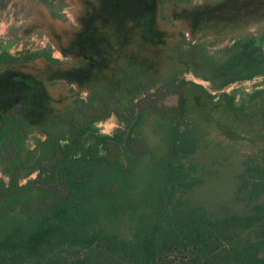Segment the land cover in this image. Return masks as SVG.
Returning <instances> with one entry per match:
<instances>
[{"label":"rangeland","instance_id":"374dc122","mask_svg":"<svg viewBox=\"0 0 264 264\" xmlns=\"http://www.w3.org/2000/svg\"><path fill=\"white\" fill-rule=\"evenodd\" d=\"M240 3L166 0L160 5L157 0H65L59 16H53L40 0H10L0 9V49L6 48L11 54L37 51L41 55L25 64L0 66V78L5 74H27L38 86L20 93L40 105L35 98L39 88L46 114L69 105L74 96L97 102L107 92L120 96L112 101L113 105L129 107L153 91L171 70L213 90L209 81L197 76L194 55L177 51L198 44L207 54L223 58V50L234 39L263 31L264 12L244 16L243 6L241 11L238 8ZM88 22L95 23L94 31L102 36L96 47L101 51L99 61L105 66H97L92 73L86 72L85 53L80 54L72 45L79 35L89 34L92 25ZM183 35L185 38L180 40ZM122 38L129 40L123 47ZM179 42L181 46L173 49ZM47 55L57 62H50ZM2 87L0 82L1 92ZM262 87L264 76L225 87L224 91L235 92V110L226 109L218 97L209 100L191 87L181 95H167L158 101L164 107L163 113L146 108L137 132L150 155L137 158L127 176L118 166L100 163L105 183L120 178L124 194L118 201L114 197L93 201L88 206L90 224L81 234L87 236L98 230L107 234L110 252L122 242L130 249L135 247L138 236L153 218V202L160 186L159 163L167 149L170 128L180 124L183 131L184 116L197 128V146L192 153L180 155L186 168L180 182L165 191L162 226L167 227L176 216L196 218L203 211L207 223L241 212L264 215V193L251 203L234 197L247 165L259 163L264 167V92L246 97ZM172 106L182 107V122L176 121ZM123 126L112 114L96 124L94 133L112 135ZM64 127L63 123L56 126L59 130ZM44 137L39 127L29 130L24 146L30 152V161ZM0 178L6 180L1 167ZM217 245H212L214 250L207 259L220 257ZM70 249L63 254L68 255ZM200 254L199 246H170L158 255L155 264H186Z\"/></svg>","mask_w":264,"mask_h":264},{"label":"trees","instance_id":"16d2710c","mask_svg":"<svg viewBox=\"0 0 264 264\" xmlns=\"http://www.w3.org/2000/svg\"><path fill=\"white\" fill-rule=\"evenodd\" d=\"M9 1L0 0V9ZM40 1L53 16H59L65 3V0ZM157 1L162 5L166 0ZM94 24L88 22L87 25H92L89 34L79 35L72 44L80 54L85 53L88 73L97 66L105 67L99 61L101 51L96 47L102 36H97ZM184 38L183 35L180 40ZM125 40L120 39L121 47L129 43ZM178 46L181 42L173 49ZM185 51L194 55L197 76L209 81L213 90L171 70L153 91L123 109L112 104L120 96L107 92L97 102L74 96L69 105L46 114L44 95L39 88L35 98L40 105L20 93L37 85L27 74H5L0 78L5 86L0 91V167L6 177L0 178V264H155L159 254L170 246L180 245L200 247L198 259L186 264H264V215L241 212L207 223L203 211L196 218L176 216L174 222L162 226L165 191L180 182L181 172L186 168L182 154L192 153L197 146L194 135L197 128L185 116L183 131L180 124L170 128L167 149L159 163L160 186L153 202V218L138 236L135 247L130 249L122 242L110 252L107 234L99 230L87 236L81 234L90 224L88 206L93 201L108 197L118 201L124 194L120 178L105 183L100 163L113 164L111 168L118 166L127 176L137 158L150 155L149 147L137 132L146 108L163 113L164 107L158 101L167 95H181L191 87L209 100L218 97L226 109L235 110L238 106L235 92L223 89L264 76V30L234 39L223 50V58L207 54L198 44L179 48L177 53ZM40 55L37 51L11 54L2 48L0 66L25 64ZM46 58L57 62L51 55ZM259 92H264V87L246 97L253 98ZM173 109L176 121L182 122L183 117H179L182 107ZM112 114L124 124L123 129L112 135L94 133L96 124ZM61 123L65 127L59 130L56 126ZM32 127L41 128L45 137L38 141V153L30 161V152L24 144ZM89 137L91 140L87 142ZM262 193L264 167L259 163L247 165L234 197L251 203ZM214 243H218L220 257L207 259ZM69 248L72 251L63 254Z\"/></svg>","mask_w":264,"mask_h":264},{"label":"crops","instance_id":"0c3cea01","mask_svg":"<svg viewBox=\"0 0 264 264\" xmlns=\"http://www.w3.org/2000/svg\"><path fill=\"white\" fill-rule=\"evenodd\" d=\"M241 7L242 9L244 8V16H249L253 13L259 14L264 12V0H241V4L239 5L240 11ZM252 10H254L255 12H252Z\"/></svg>","mask_w":264,"mask_h":264}]
</instances>
